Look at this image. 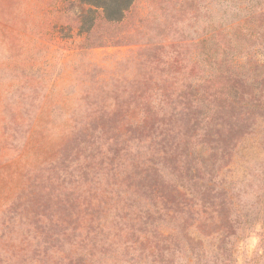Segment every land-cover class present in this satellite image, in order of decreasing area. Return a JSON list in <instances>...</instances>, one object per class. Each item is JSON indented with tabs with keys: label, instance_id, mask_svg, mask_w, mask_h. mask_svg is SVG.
I'll use <instances>...</instances> for the list:
<instances>
[{
	"label": "rangeland",
	"instance_id": "374dc122",
	"mask_svg": "<svg viewBox=\"0 0 264 264\" xmlns=\"http://www.w3.org/2000/svg\"><path fill=\"white\" fill-rule=\"evenodd\" d=\"M227 3L224 13L220 0H134L121 22L98 20L91 32L97 44L80 51L86 34L79 21L88 4L0 0V264H64L80 238L79 231H64L77 226L64 222L67 213L96 211L95 223L105 227L137 213L149 200L132 185L140 173L132 175V157L150 156L156 146L163 149L162 179L189 193L184 218L191 241L158 240L155 230L179 233L184 213L163 214L148 226L147 243H129L128 264H264L262 111L263 117L239 113L241 129H215L205 119L212 111L194 109L188 126L175 119V129L164 125L155 141L138 145L148 131H137V139L127 133L120 153L113 150L117 131L129 126L131 103L143 100H133L135 89L147 99L156 96L152 87L173 90L201 73L191 72L188 59L202 28L211 17L231 21L244 12L230 7L244 0ZM106 39L116 42L99 44ZM248 42L264 60L262 40ZM108 103L105 111L118 113L121 129L94 121ZM171 108L165 103L160 113L169 117ZM104 150L109 160L99 164ZM122 255L107 263L124 264Z\"/></svg>",
	"mask_w": 264,
	"mask_h": 264
},
{
	"label": "trees",
	"instance_id": "16d2710c",
	"mask_svg": "<svg viewBox=\"0 0 264 264\" xmlns=\"http://www.w3.org/2000/svg\"><path fill=\"white\" fill-rule=\"evenodd\" d=\"M79 1L90 6L87 14L82 16L79 21L80 31L86 34L82 43L77 47L80 51L97 44L94 43L91 32L97 26L98 20L119 23L130 13L134 2V0ZM220 4H225L223 10L225 13L229 3L227 0H220ZM231 4L230 7L236 8L239 14L244 10L241 17H235L231 21H217L211 17L206 26L202 28L201 33L195 38L196 49L188 62L194 66L191 72L201 69L200 74L191 75V80L183 82L173 90L168 85H165V88L160 91H157L158 87H152L156 94V96L150 94L153 99L150 97L146 99L144 94L138 95V89H135L136 96L133 100L137 102H139V98H143V100L139 102L140 105L131 103L134 109L132 114L129 115L130 111L126 113L129 120L128 127H122L120 120L115 122L114 119L118 113L111 115L105 111L107 107L111 106L110 103L103 105V113L96 115L94 121L100 120L99 124L103 128L108 123H112L117 125L115 129H121V127L126 129V132L117 131V141L113 148L116 153H120L121 150L118 146L126 140L127 133L137 139L135 135L137 131H148L149 134L146 138L138 137L137 145L144 141H155L161 134L159 129L164 125H168V129H175L173 127L175 119L181 121L184 118V126H188L196 120L193 118L194 109H198L200 114L202 111L206 113L212 111L205 119H209L211 126L215 129H241L242 125L237 123L235 117L243 111L244 113L262 111L261 114H264V60H259L256 57L258 52L251 51L249 48L252 42H248L259 38L262 40L259 45L264 48V6L259 5L258 7L253 4L249 7L246 0H244V5ZM107 40L111 39L101 41L102 43L99 44L116 42V40ZM121 61L122 59H117L116 65ZM178 61L182 62V59L178 58ZM168 102L172 106L168 111L170 116L166 117L164 114L162 116L160 111L163 109V105ZM186 109L189 110L188 113L183 112ZM261 116L263 117V115ZM90 122H92L91 119H89ZM192 128L196 129V127ZM169 137L170 140L174 139L172 135ZM161 152L163 149L156 146L150 156L141 157L135 154L132 157L131 162L134 169L132 175L135 176L136 169H140V173L132 178V185L134 188L145 189V192L140 196L145 195L149 200L147 204L143 205V208H138L137 213H132L128 217H120V221L112 227L96 224V211L88 209L84 212L79 211L78 214L70 212L64 216V222L71 219L77 221V226L64 227V231L68 229L70 233L79 231L78 236H80L79 245L75 249L69 247V253L64 256V264H108L107 262L115 258L116 253L123 254L120 261L124 264L132 263L133 258H130V250L133 245L129 243H142V245L147 243L148 226L163 214L177 219L181 213H184L178 219L181 226L179 233L170 230L169 234H165L163 231L155 230L154 233L157 232L156 234L159 236L158 240L171 239L172 235H176L179 242L183 238L186 241H191L189 225L186 224L184 218L185 214L189 213L188 209L185 210L190 199L189 193L178 185L167 186V183L162 179L159 167ZM108 154L107 150L99 153L101 158L99 164L109 160ZM116 157L113 158V162ZM173 211L174 213H172ZM177 214L178 216H176ZM115 225L118 228L115 229ZM153 246L156 248L157 242ZM151 252L153 255L155 250ZM155 260L153 258L151 261Z\"/></svg>",
	"mask_w": 264,
	"mask_h": 264
}]
</instances>
